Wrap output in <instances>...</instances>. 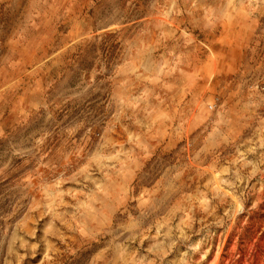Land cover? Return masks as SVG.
<instances>
[{"label": "rangeland", "instance_id": "obj_1", "mask_svg": "<svg viewBox=\"0 0 264 264\" xmlns=\"http://www.w3.org/2000/svg\"><path fill=\"white\" fill-rule=\"evenodd\" d=\"M0 264H264V0H0Z\"/></svg>", "mask_w": 264, "mask_h": 264}]
</instances>
